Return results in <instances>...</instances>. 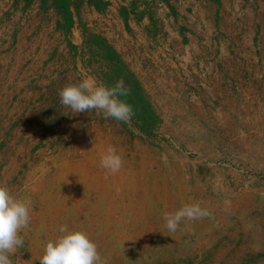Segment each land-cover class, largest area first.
Masks as SVG:
<instances>
[{
    "label": "rangeland",
    "instance_id": "374dc122",
    "mask_svg": "<svg viewBox=\"0 0 264 264\" xmlns=\"http://www.w3.org/2000/svg\"><path fill=\"white\" fill-rule=\"evenodd\" d=\"M38 1L57 11L70 62L60 75L70 74L67 82L32 80L40 91L28 99L0 74V181L31 202L13 264H40L61 226L86 229L108 264H264V37L254 36L256 50L242 57L241 82L229 81L228 52L219 47L183 59L149 52L144 73L136 74L101 21L74 16L80 4L71 5L76 13L67 24L53 0ZM16 47L1 40L0 59L16 60ZM165 60L169 81L161 83ZM11 71L10 63L0 66V73ZM87 75L109 86L124 81L136 109L130 122L61 105L60 90ZM54 86L60 88L41 92ZM108 146L124 161L114 175L100 164ZM194 202L209 215L169 235L165 213Z\"/></svg>",
    "mask_w": 264,
    "mask_h": 264
},
{
    "label": "crops",
    "instance_id": "0c3cea01",
    "mask_svg": "<svg viewBox=\"0 0 264 264\" xmlns=\"http://www.w3.org/2000/svg\"><path fill=\"white\" fill-rule=\"evenodd\" d=\"M72 2L80 4L79 15L71 7L76 13L75 17L101 21L102 28L112 36L115 49L127 52L126 57L132 64L130 67L136 74L144 73V62L148 60L149 52L156 57L160 56L161 60L167 59L173 53L177 59H183L192 58V53L209 52L219 47L220 50L228 52L224 53L226 55L223 64L233 78L229 81L241 82L242 72L246 67L242 57L245 59L248 51L256 50L254 36L264 37V0ZM11 4H15V14L10 16L8 24L7 9ZM58 19L57 11L53 7L42 8L38 0H0V21L4 24L0 27V39L6 48L13 42L17 46L16 60L9 57L0 59V66L10 63L12 71L0 74L6 75L8 84L15 83L21 99H28L27 97L40 91L32 80L36 84L69 80L70 73L60 75L61 71L69 67L70 62L63 58L67 47L57 26ZM72 33V41L78 43V29L73 28ZM12 35L14 38H11ZM231 51L235 55H231ZM55 52L56 57L49 61ZM25 53H31L34 58L25 59ZM45 63H48L46 70ZM179 63L183 66L182 62ZM162 64L163 67L158 71L161 83L169 81L166 60ZM175 66L178 67V64L175 63ZM57 88L60 87H44L41 92L48 95Z\"/></svg>",
    "mask_w": 264,
    "mask_h": 264
},
{
    "label": "clouds",
    "instance_id": "9594fccd",
    "mask_svg": "<svg viewBox=\"0 0 264 264\" xmlns=\"http://www.w3.org/2000/svg\"><path fill=\"white\" fill-rule=\"evenodd\" d=\"M130 89L121 79L109 86L87 75L78 82L66 84L59 92L60 103L73 114L96 111L104 118L130 122L133 106L127 101ZM123 158L114 146H108L101 155L100 164L110 174L123 167ZM30 200L15 196L6 181H0V264H13L10 254L23 246L20 234L30 222ZM209 212L199 202L182 205L174 212L165 213L164 220L169 235L184 222L207 217ZM60 236L49 240L40 264H108L102 259L98 245L83 227L69 229L61 226Z\"/></svg>",
    "mask_w": 264,
    "mask_h": 264
},
{
    "label": "trees",
    "instance_id": "16d2710c",
    "mask_svg": "<svg viewBox=\"0 0 264 264\" xmlns=\"http://www.w3.org/2000/svg\"><path fill=\"white\" fill-rule=\"evenodd\" d=\"M45 2V0H43ZM53 4L54 6L57 8V10L59 12H61L65 18L67 19V24H71L73 21V13L71 10V5L73 4L72 0H53ZM95 5H97V7H100V4L98 2H95ZM111 52L114 53L116 55V51L112 48ZM133 75V74H131ZM144 96L141 97L140 99L143 100V105H145L146 109L144 110L145 113L142 116H149L150 114L149 112V108H147V102H145L144 100ZM134 111H136V109L134 108ZM143 111V110H142ZM138 112V111H137Z\"/></svg>",
    "mask_w": 264,
    "mask_h": 264
},
{
    "label": "bare ground",
    "instance_id": "6f19581e",
    "mask_svg": "<svg viewBox=\"0 0 264 264\" xmlns=\"http://www.w3.org/2000/svg\"><path fill=\"white\" fill-rule=\"evenodd\" d=\"M56 179H57V178H56ZM165 182H166V180H165ZM59 184H60V183H59ZM158 184H159V183H158ZM158 184H157V185H158ZM158 187H160V186L158 185ZM53 200H54V199H53ZM55 201H56V200H55Z\"/></svg>",
    "mask_w": 264,
    "mask_h": 264
}]
</instances>
